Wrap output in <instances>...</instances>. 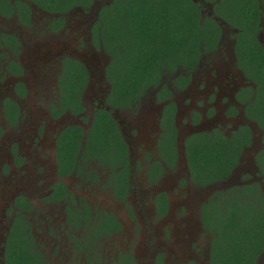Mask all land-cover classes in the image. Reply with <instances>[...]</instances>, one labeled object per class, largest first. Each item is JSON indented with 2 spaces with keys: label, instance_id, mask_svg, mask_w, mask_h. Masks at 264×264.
Wrapping results in <instances>:
<instances>
[{
  "label": "flooded vegetation",
  "instance_id": "flooded-vegetation-1",
  "mask_svg": "<svg viewBox=\"0 0 264 264\" xmlns=\"http://www.w3.org/2000/svg\"><path fill=\"white\" fill-rule=\"evenodd\" d=\"M16 1L22 2L18 10ZM193 1L201 6V17L209 16L219 24L217 44L213 49H202L183 87L174 86L173 82L165 83L167 97L158 100L156 93L163 86L161 81L153 92L150 89L135 102L122 107L107 104L111 94V83L106 75L109 56L99 39L97 43L94 42V32H98L94 29L99 23V10L111 0H93L89 7H74L62 13H49L28 0H10L13 11L9 14L0 12V216L7 221L4 234L0 236V246L4 244L2 239L6 238L14 219L21 217L26 224V231L32 235L48 264L38 245L35 229L46 233L47 237H55L60 241L65 239L64 244L68 240L72 243L68 249L73 248L86 255L92 253L93 258H96L98 254L94 242L120 235L125 223L115 211L104 208L100 200L104 209L95 211L90 190L98 191V197L109 196L108 201L125 209L131 208L130 200L135 197L132 190L144 193L148 190L150 206L143 208V216L150 212L155 214L156 219L153 223L143 224L144 249L139 252L146 264H174L176 260H179V264L180 260L182 264H210V241L208 262L204 254L201 258L194 257L193 253L185 249V237L195 238L202 231L209 235L204 231L201 221L203 204L216 191L233 187L215 186L239 170L244 160L243 173H248L250 169L254 172L257 170L261 177L254 159L258 150L264 148L262 131L246 116V105L255 98L256 85L239 66L240 54L236 44L243 40L247 50L251 49L250 44H254L257 49L264 51V0H257L259 20L253 34L244 33L243 29L231 26L215 15L213 7L218 0ZM24 8H29L26 17L19 14ZM85 51L100 52L101 58L87 62L82 58ZM21 52L25 55V61L20 59ZM216 52L217 56L208 57L207 68H202L204 56ZM68 59L78 60L87 72V81L81 93L83 109L76 114L60 105L59 77ZM181 73L182 70H176L173 79ZM195 82L200 83L198 89H195ZM88 92L90 97L87 96ZM176 92L183 98L197 95L202 99L201 106L185 111L184 130H179L177 125ZM48 95L51 100L47 101L44 111L37 113L36 106L39 107V102ZM146 99L157 103V111L152 139L142 145L133 118ZM170 102L175 104L176 156L171 155V149L165 144V130L161 124L163 109ZM24 104L30 107L25 112ZM101 108L108 110L118 124L126 149L125 166L112 164L115 162L112 160L99 161L79 150L71 172L61 174L60 135L70 125L79 126L86 134L95 110ZM119 111L124 112L127 118V133L116 118ZM24 113L32 115L26 119L23 118ZM38 119H42V122H38ZM35 122L41 125L34 126ZM226 125H229L228 129ZM243 125L250 128L252 141L243 148L230 175L206 186L192 182L185 155L186 138L193 133L213 130L229 136ZM247 151L248 156L252 153L250 160ZM111 165L114 167L111 168ZM70 179L75 189H71L67 183ZM195 190H204L205 193L198 195ZM183 192L188 198H177V207L173 208L174 196L180 197ZM141 196L145 197L143 193ZM176 209L180 210L181 216L175 214ZM143 220L146 221L145 218ZM106 223L114 226L109 233L100 229ZM168 223L170 230H161L164 224L168 227ZM105 229L108 230L107 227ZM62 233H65L64 239ZM130 253H118L109 259L108 264L128 256L140 264L139 256L135 252ZM88 262L92 264L93 259L89 257Z\"/></svg>",
  "mask_w": 264,
  "mask_h": 264
},
{
  "label": "trees",
  "instance_id": "trees-1",
  "mask_svg": "<svg viewBox=\"0 0 264 264\" xmlns=\"http://www.w3.org/2000/svg\"><path fill=\"white\" fill-rule=\"evenodd\" d=\"M49 13H62L74 7H89L93 0H28ZM213 1V0H210ZM22 5L15 2V7ZM257 0H218L214 14L231 26L253 34L258 25ZM13 11L10 0H0V12ZM201 6L193 0H111L99 10L98 32L109 56L106 75L111 83L107 104L130 105L148 90L159 86L164 75L183 73L172 80L183 87L199 59L202 49H213L220 36V26L209 16L201 17ZM29 8L19 14L28 16ZM245 41L236 44L240 67L256 85V95L246 105V116L262 131L264 145V51ZM185 71V73H184ZM87 81L85 67L78 60H66L59 77L60 105L76 114L83 109L81 93ZM166 85L156 93L158 100L167 97ZM54 110L55 107H52ZM175 104L165 105L162 114L164 141L176 156ZM85 142L82 144V141ZM252 141L247 125L231 135L219 130L193 133L185 140V155L191 181L206 186L226 179L238 163L243 148ZM61 174L71 172L79 150L99 161L126 163V149L116 120L108 110L96 109L86 134L79 126H67L59 137ZM255 164L264 181V148L255 154ZM114 166L111 165V168ZM264 183V182H263ZM201 221L210 236V264H255L264 251V189L257 183L235 185L216 191L203 204ZM107 227L108 230L105 229ZM114 226L100 227L109 233ZM97 233V230H96ZM5 264H48L24 219H14L4 243ZM114 264H136L128 256Z\"/></svg>",
  "mask_w": 264,
  "mask_h": 264
},
{
  "label": "rangeland",
  "instance_id": "rangeland-1",
  "mask_svg": "<svg viewBox=\"0 0 264 264\" xmlns=\"http://www.w3.org/2000/svg\"><path fill=\"white\" fill-rule=\"evenodd\" d=\"M37 52V51H36ZM20 59L25 61V55L21 52L20 54ZM19 55L17 58H19ZM218 52L207 56L205 55V61L201 64L202 68H207V60L208 57H214L217 56ZM203 57V58H204ZM82 58L89 62V61H95V59L101 58V53L100 52H84V55ZM201 69H198L197 71H200ZM173 80V75L167 74L163 76L162 79V85H166L165 83H171ZM196 76H195V81H196ZM161 82L159 83V85ZM200 83L195 82V89H198V85ZM154 90V89H153ZM152 90V92H153ZM151 92V93H152ZM151 93L149 97L151 96ZM54 96V94H53ZM87 96H89V92L87 93ZM174 98L176 100L177 106H178V115H177V125L179 130H184L186 126V120H185V111L190 109L197 108L201 106L202 104V99L198 98L197 95H195L193 98L191 97H186L183 98L181 94H178V92L175 93ZM48 100H51V97L45 96L42 98V100L39 102V107L36 106V112L40 113L44 111L46 103ZM22 105V103H21ZM28 105L24 104L23 107V112H25L26 108H30ZM138 108V106H137ZM140 111L138 112L137 115L133 118L135 121V126L139 132L140 137L142 138V145L148 144L150 140L152 139V134L151 132L155 129V124H154V116L157 111V103L151 102L148 99L143 101L142 106L138 109ZM31 113H24L23 118L25 117L26 119L31 116ZM116 118L119 122V125L121 128H123L126 133V122L127 118L124 114V112L119 111L116 114ZM38 122H42V119H38ZM38 122H35L34 126H40ZM227 129L229 125L225 126ZM224 127V129H225ZM232 131V130H231ZM2 135H0V141H1ZM142 149V148H140ZM246 155L248 156V151L246 152ZM249 160L252 159V153L248 156ZM245 160L242 163V166L239 170H235L231 176L223 181L217 183L218 185L215 186L216 188H225V187H230L234 185H242V184H252V183H257L260 186L263 187L264 189V181L262 177H260L257 173V170L255 172L250 169L248 173H243L244 168H245ZM67 183L71 186V189H75L73 185V180L70 179L67 181ZM135 192V197L130 200V209H125V208H119L115 203L108 201L107 199L109 196L106 198L103 197H98V191L96 190H90V195L93 198V206L95 207V211L103 210L105 207L107 209L115 211L117 216H119V219L125 223V229L122 230L123 232L120 235H117L115 237H107V238H101L98 239L94 242L93 246L95 248V252L98 254L96 258H93L92 253L89 255H86L85 253L79 252L73 248L68 249V245L71 246L72 243H70L67 240V244H64V237L65 233H62V237L64 240H58L55 237H47L46 233H42L40 230L35 229V236L38 242V245L42 252L45 254L47 260L49 261V264H89L88 260L89 257L93 259L92 264H108L109 259L114 258L118 253L122 254L123 252H135L137 256H139L138 261L140 264H146L145 259L142 258L140 255L139 251H142L143 248V236L145 234V227L143 226L144 223L147 224L153 223L156 219V216L154 213L148 212V214L144 217L143 216V208H149V202H150V195L147 192H141V190H132V192ZM194 190H190V192H193ZM198 195H201V193H205L204 190H195ZM145 195L144 198H142L141 193ZM97 196L98 198H96ZM186 193H182L180 197H177V195L174 196V205L173 208H176L175 202L177 201V198H180L179 200H182L181 198H186ZM188 198V197H187ZM198 198V197H197ZM99 200L102 202L103 206L100 205ZM36 203V202H35ZM36 209V208H35ZM175 214L177 216H181L180 210L176 209ZM146 219L143 220V219ZM7 221L2 220V216H0V236L4 234V231L7 227ZM169 224V223H168ZM55 225H57L55 223ZM170 224L168 227L164 224L161 227V230L169 231L170 230ZM62 227V224H61ZM59 231V230H57ZM82 234V233H80ZM44 236V237H43ZM169 236V234H168ZM43 237V238H41ZM169 238V237H168ZM185 249L191 253H193L194 257H199L201 258V255L204 254L206 256L207 262H208V243H209V235L206 233L199 232L195 238L190 239L189 236L185 237ZM197 238V239H196ZM63 244V245H62ZM62 245V247H61ZM131 254V253H130ZM179 260H176L174 264H179ZM180 264H182V261L180 260ZM256 264H264V251L261 253L260 258Z\"/></svg>",
  "mask_w": 264,
  "mask_h": 264
},
{
  "label": "water",
  "instance_id": "water-1",
  "mask_svg": "<svg viewBox=\"0 0 264 264\" xmlns=\"http://www.w3.org/2000/svg\"><path fill=\"white\" fill-rule=\"evenodd\" d=\"M2 240H3V243H5L6 238L4 237ZM0 253H1L2 256H3V254H4V244H2V246H0ZM0 264H5V263H4L3 260H1V261H0Z\"/></svg>",
  "mask_w": 264,
  "mask_h": 264
}]
</instances>
